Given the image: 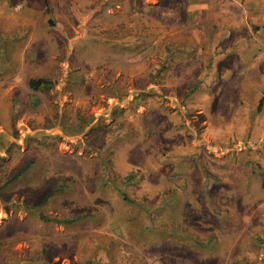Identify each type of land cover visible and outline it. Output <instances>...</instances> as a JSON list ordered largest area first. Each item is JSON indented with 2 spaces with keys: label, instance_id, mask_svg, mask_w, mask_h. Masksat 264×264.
I'll return each mask as SVG.
<instances>
[{
  "label": "rangeland",
  "instance_id": "374dc122",
  "mask_svg": "<svg viewBox=\"0 0 264 264\" xmlns=\"http://www.w3.org/2000/svg\"><path fill=\"white\" fill-rule=\"evenodd\" d=\"M0 264H264V0H0Z\"/></svg>",
  "mask_w": 264,
  "mask_h": 264
},
{
  "label": "trees",
  "instance_id": "16d2710c",
  "mask_svg": "<svg viewBox=\"0 0 264 264\" xmlns=\"http://www.w3.org/2000/svg\"><path fill=\"white\" fill-rule=\"evenodd\" d=\"M54 86H55V83H53L52 81H50L48 79H38V80L34 79L30 82V88L34 91H43L46 89L53 88ZM41 218L44 221H50V219L44 214H41ZM80 219H81L80 217H75V218H72L71 220L67 221L66 223H71V222H74V221H77Z\"/></svg>",
  "mask_w": 264,
  "mask_h": 264
}]
</instances>
